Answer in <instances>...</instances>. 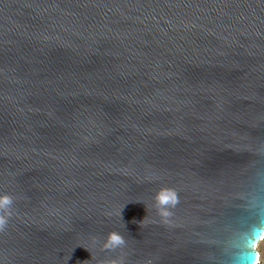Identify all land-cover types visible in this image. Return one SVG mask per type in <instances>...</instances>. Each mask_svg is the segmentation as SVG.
Instances as JSON below:
<instances>
[{"label": "water", "instance_id": "obj_1", "mask_svg": "<svg viewBox=\"0 0 264 264\" xmlns=\"http://www.w3.org/2000/svg\"><path fill=\"white\" fill-rule=\"evenodd\" d=\"M5 194L0 264H236L264 226V0H0Z\"/></svg>", "mask_w": 264, "mask_h": 264}, {"label": "clouds", "instance_id": "obj_2", "mask_svg": "<svg viewBox=\"0 0 264 264\" xmlns=\"http://www.w3.org/2000/svg\"><path fill=\"white\" fill-rule=\"evenodd\" d=\"M154 202L157 214L161 217L162 222L169 223V218L173 215L170 209L175 208L179 203L177 192L171 188H161L156 192ZM12 204L13 199L9 195L0 196V231H3L8 224ZM142 222L143 219L138 222L139 225ZM94 242L100 245L102 251H115L125 246L124 237L116 231L108 232L102 243L99 239H95ZM245 249H251L252 251L239 253L235 258L236 264H262L261 251L264 249V226L253 229L251 237L246 241ZM253 253H255L254 257ZM107 264H123V258L110 260ZM147 264H152L151 260Z\"/></svg>", "mask_w": 264, "mask_h": 264}, {"label": "rangeland", "instance_id": "obj_3", "mask_svg": "<svg viewBox=\"0 0 264 264\" xmlns=\"http://www.w3.org/2000/svg\"><path fill=\"white\" fill-rule=\"evenodd\" d=\"M261 256H262V264H264V249L261 251Z\"/></svg>", "mask_w": 264, "mask_h": 264}]
</instances>
